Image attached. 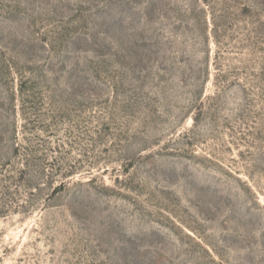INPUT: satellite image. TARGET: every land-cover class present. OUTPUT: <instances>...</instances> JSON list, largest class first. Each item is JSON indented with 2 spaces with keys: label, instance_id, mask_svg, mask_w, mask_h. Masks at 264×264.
<instances>
[{
  "label": "rangeland",
  "instance_id": "1",
  "mask_svg": "<svg viewBox=\"0 0 264 264\" xmlns=\"http://www.w3.org/2000/svg\"><path fill=\"white\" fill-rule=\"evenodd\" d=\"M0 264H264V0H0Z\"/></svg>",
  "mask_w": 264,
  "mask_h": 264
}]
</instances>
